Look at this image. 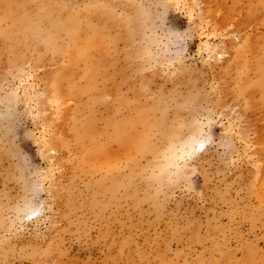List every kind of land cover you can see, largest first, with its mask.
Instances as JSON below:
<instances>
[{"label": "rangeland", "instance_id": "obj_1", "mask_svg": "<svg viewBox=\"0 0 264 264\" xmlns=\"http://www.w3.org/2000/svg\"><path fill=\"white\" fill-rule=\"evenodd\" d=\"M0 264H264V0H0Z\"/></svg>", "mask_w": 264, "mask_h": 264}]
</instances>
